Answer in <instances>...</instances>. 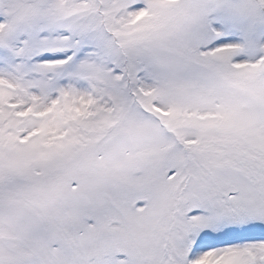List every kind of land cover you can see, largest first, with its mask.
<instances>
[{
	"label": "snow or ice",
	"instance_id": "obj_1",
	"mask_svg": "<svg viewBox=\"0 0 264 264\" xmlns=\"http://www.w3.org/2000/svg\"><path fill=\"white\" fill-rule=\"evenodd\" d=\"M0 264H264V0H0Z\"/></svg>",
	"mask_w": 264,
	"mask_h": 264
}]
</instances>
